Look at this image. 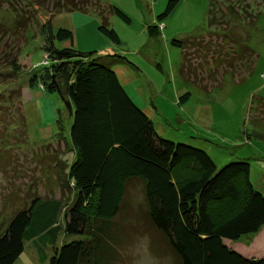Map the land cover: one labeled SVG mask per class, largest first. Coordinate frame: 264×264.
I'll return each instance as SVG.
<instances>
[{
  "label": "trees",
  "instance_id": "1",
  "mask_svg": "<svg viewBox=\"0 0 264 264\" xmlns=\"http://www.w3.org/2000/svg\"><path fill=\"white\" fill-rule=\"evenodd\" d=\"M178 1L168 0L156 21L162 23ZM3 3L15 12L13 28L0 24V42L7 39V47L13 33H22L32 21L39 25L44 37V63L50 65L30 75L28 85L58 92L71 103L69 138L74 160L61 181L64 188L72 190L70 203L35 197L17 210L0 235V264H17L25 241L45 236L54 243L59 214L64 217L65 234L86 239L55 248L49 264H131L124 246L125 229L114 222L125 210L133 182L142 184L146 216L175 256L174 264H264L262 259L244 258L224 243L238 242L264 227V195L250 180L248 161L240 159L221 167L203 150L160 137L117 73L101 62L104 56H98L96 50L76 49L70 29L53 30L51 25L54 14L95 15L99 18L98 31L111 43L120 44L109 25L108 13L126 22H130L129 17L115 5L100 0H0V5ZM261 3L264 0H210L207 23L212 29L187 41L172 39L171 44L185 50L199 47L206 57L216 56L223 61L220 52L226 54L229 49L224 47L225 35L217 31L226 30L231 22L253 23L255 17L264 15ZM40 13L48 15L46 22L39 23ZM251 14L254 17L249 19ZM147 31L149 36L160 33L155 24H150ZM64 40H69L70 46L57 48L54 42ZM3 55L0 109L6 113L5 120L16 115V124L22 128L19 136L24 137L20 83L23 66L15 55L12 59ZM185 58L189 60V56ZM188 96V92L181 95L178 103H185ZM230 204L235 207L229 210ZM152 248V253L160 256Z\"/></svg>",
  "mask_w": 264,
  "mask_h": 264
},
{
  "label": "rangeland",
  "instance_id": "2",
  "mask_svg": "<svg viewBox=\"0 0 264 264\" xmlns=\"http://www.w3.org/2000/svg\"><path fill=\"white\" fill-rule=\"evenodd\" d=\"M100 1L115 5L130 19L126 22L108 13L109 25L120 44L111 43L98 31L99 18L95 15L54 14L53 30L70 29L76 49L97 50L98 56H104L101 62L118 73L139 107L148 111L163 139L203 150L219 166L244 159L254 168L255 177V162L264 157V15L255 17L251 24L231 22L226 30L217 31L225 35L224 47L229 49L226 54L220 52V58L227 61L237 54L223 62L216 56L206 57L199 47L185 50L186 47L171 44L172 39L187 41L212 29L207 23L210 0H179L162 23L156 21V16L168 0ZM253 17L249 15V19ZM37 19L44 23L48 15L40 13ZM14 20L15 12L6 3L0 5V24L13 28ZM150 24L159 26L158 35H148ZM43 42V34L34 21L22 33H13L8 47L7 39L0 42V56L5 52L3 57L12 59L15 55L23 66L20 83L25 130V136H19L22 128L16 124V115L5 120L6 113L0 109V235L14 213L32 198L62 199L63 204L72 199V190L61 182L74 160L69 138L72 116L58 92L28 85L30 75L43 72L50 65L44 63ZM104 42L109 48H100ZM54 43L57 48L70 46L69 40ZM186 92L189 96L181 105L179 97ZM230 206L229 210L235 207ZM117 223L125 229L124 246L131 264L175 263L165 239L146 216L141 183L129 186L125 210L116 218L114 224ZM58 225L54 243L45 236L25 241L17 264H49L55 248L86 239L65 234L63 214L58 216ZM152 247L160 256L152 253Z\"/></svg>",
  "mask_w": 264,
  "mask_h": 264
},
{
  "label": "crops",
  "instance_id": "3",
  "mask_svg": "<svg viewBox=\"0 0 264 264\" xmlns=\"http://www.w3.org/2000/svg\"><path fill=\"white\" fill-rule=\"evenodd\" d=\"M75 13H77V12H73L72 14L75 15ZM73 44H74V42H73ZM102 44H104L105 46L100 47V48H109V45L105 44V42ZM102 44L99 43V45H102ZM110 46H112V45H110ZM121 83L124 86L127 93L129 94V96L136 103V101L131 96V93L128 92L125 83H123L122 81H121ZM181 105H183V104H181ZM143 110L145 111V113L147 115L149 114L146 109H143ZM159 135L161 136L160 132H159ZM161 137H163V136H161ZM255 164H256L255 177L253 176L254 168L250 167V180H251L254 188L264 195V157L257 158ZM252 178H254V180ZM224 243L229 248L236 251L237 253H239L241 256H243L246 259H262V260H264V227L261 228V230L253 236L242 237L238 242H230L228 240H224Z\"/></svg>",
  "mask_w": 264,
  "mask_h": 264
},
{
  "label": "water",
  "instance_id": "4",
  "mask_svg": "<svg viewBox=\"0 0 264 264\" xmlns=\"http://www.w3.org/2000/svg\"><path fill=\"white\" fill-rule=\"evenodd\" d=\"M65 101V105L69 111V114L71 115L72 114V107H71V103L68 101V100H64Z\"/></svg>",
  "mask_w": 264,
  "mask_h": 264
}]
</instances>
